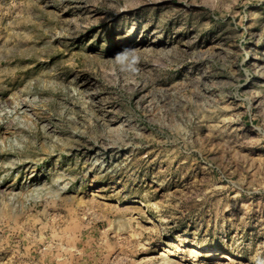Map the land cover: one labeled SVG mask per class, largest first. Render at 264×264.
Wrapping results in <instances>:
<instances>
[{"label": "rangeland", "instance_id": "rangeland-1", "mask_svg": "<svg viewBox=\"0 0 264 264\" xmlns=\"http://www.w3.org/2000/svg\"><path fill=\"white\" fill-rule=\"evenodd\" d=\"M221 263L264 264V0H0V264Z\"/></svg>", "mask_w": 264, "mask_h": 264}, {"label": "bare ground", "instance_id": "bare-ground-1", "mask_svg": "<svg viewBox=\"0 0 264 264\" xmlns=\"http://www.w3.org/2000/svg\"><path fill=\"white\" fill-rule=\"evenodd\" d=\"M167 246H169V243H167ZM220 259L221 260H225V263H226V261H230L231 260V258L229 256H226V255L225 256H222Z\"/></svg>", "mask_w": 264, "mask_h": 264}]
</instances>
